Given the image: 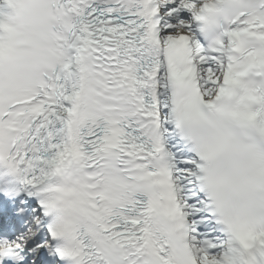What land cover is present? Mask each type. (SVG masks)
I'll return each mask as SVG.
<instances>
[{
	"label": "snow or ice",
	"instance_id": "snow-or-ice-1",
	"mask_svg": "<svg viewBox=\"0 0 264 264\" xmlns=\"http://www.w3.org/2000/svg\"><path fill=\"white\" fill-rule=\"evenodd\" d=\"M0 264H264V0H0Z\"/></svg>",
	"mask_w": 264,
	"mask_h": 264
}]
</instances>
